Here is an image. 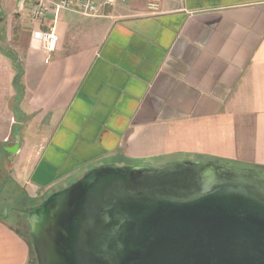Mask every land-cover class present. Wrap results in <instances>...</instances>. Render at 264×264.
Masks as SVG:
<instances>
[{"label":"crops","instance_id":"0c3cea01","mask_svg":"<svg viewBox=\"0 0 264 264\" xmlns=\"http://www.w3.org/2000/svg\"><path fill=\"white\" fill-rule=\"evenodd\" d=\"M149 2L33 21L26 3L0 0L9 57L0 76L7 70L16 100L0 142L27 200L108 162L264 168V0ZM52 25L59 39L49 53L36 32ZM29 259L27 240L0 219V264Z\"/></svg>","mask_w":264,"mask_h":264},{"label":"water","instance_id":"95a60500","mask_svg":"<svg viewBox=\"0 0 264 264\" xmlns=\"http://www.w3.org/2000/svg\"><path fill=\"white\" fill-rule=\"evenodd\" d=\"M26 207L37 264H264L260 167L108 162Z\"/></svg>","mask_w":264,"mask_h":264},{"label":"rangeland","instance_id":"374dc122","mask_svg":"<svg viewBox=\"0 0 264 264\" xmlns=\"http://www.w3.org/2000/svg\"><path fill=\"white\" fill-rule=\"evenodd\" d=\"M1 46V45H0ZM0 47V64L9 63L8 50L1 49ZM7 67V66H6ZM2 65V68L5 69ZM8 69V67L6 68ZM0 76V123H3L0 128V138L6 134L9 130L7 129V123H12L14 114L13 109L16 107V100L14 89L11 85L10 75L7 70ZM18 114V113H17ZM9 155L3 151V147L0 142V218L3 219L6 208H12L8 215V221L21 231L29 240L30 247V259L29 264H37L36 254L32 245L30 235V225L28 222V215L24 212L28 205H34L42 201V199L27 200V195L24 193L23 186H19L15 183L10 170L12 168L11 161L8 159ZM168 161V160H166ZM137 163L131 160H126L120 165ZM230 164L237 166H244L239 163L229 162ZM79 176V175H78ZM52 193V192H51ZM49 193L48 196L51 194Z\"/></svg>","mask_w":264,"mask_h":264},{"label":"built area","instance_id":"2783aa9c","mask_svg":"<svg viewBox=\"0 0 264 264\" xmlns=\"http://www.w3.org/2000/svg\"><path fill=\"white\" fill-rule=\"evenodd\" d=\"M28 5V10L33 21L54 15L55 19L62 11L68 10L82 16L94 17L102 14L106 5H113L114 0H19ZM151 8L157 7V0H149ZM36 35L45 43L49 53L57 50L58 33L55 25L48 30H39Z\"/></svg>","mask_w":264,"mask_h":264},{"label":"trees","instance_id":"16d2710c","mask_svg":"<svg viewBox=\"0 0 264 264\" xmlns=\"http://www.w3.org/2000/svg\"><path fill=\"white\" fill-rule=\"evenodd\" d=\"M264 169V168H263ZM1 219V218H0ZM18 230V229H17ZM18 232L27 240V242L29 243V240L27 239V237L21 232L18 230Z\"/></svg>","mask_w":264,"mask_h":264}]
</instances>
